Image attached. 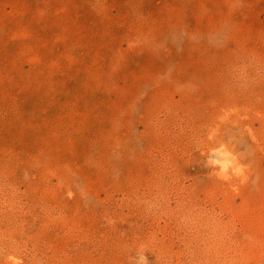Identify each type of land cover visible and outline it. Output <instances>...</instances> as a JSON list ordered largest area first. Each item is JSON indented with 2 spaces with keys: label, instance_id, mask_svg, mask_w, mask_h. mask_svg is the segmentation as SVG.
Wrapping results in <instances>:
<instances>
[{
  "label": "rangeland",
  "instance_id": "1",
  "mask_svg": "<svg viewBox=\"0 0 264 264\" xmlns=\"http://www.w3.org/2000/svg\"><path fill=\"white\" fill-rule=\"evenodd\" d=\"M264 264V0H0V264Z\"/></svg>",
  "mask_w": 264,
  "mask_h": 264
},
{
  "label": "clouds",
  "instance_id": "2",
  "mask_svg": "<svg viewBox=\"0 0 264 264\" xmlns=\"http://www.w3.org/2000/svg\"><path fill=\"white\" fill-rule=\"evenodd\" d=\"M140 264H143V257H141V261H140Z\"/></svg>",
  "mask_w": 264,
  "mask_h": 264
}]
</instances>
